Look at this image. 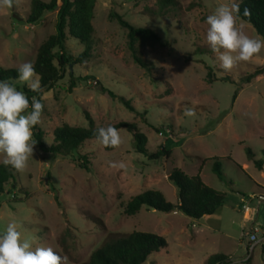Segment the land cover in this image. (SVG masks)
Masks as SVG:
<instances>
[{
	"label": "rangeland",
	"instance_id": "obj_1",
	"mask_svg": "<svg viewBox=\"0 0 264 264\" xmlns=\"http://www.w3.org/2000/svg\"><path fill=\"white\" fill-rule=\"evenodd\" d=\"M31 1L0 10L4 69L34 64L39 46L55 33L57 12L26 24ZM231 2L175 0L161 11L158 0H97L92 57L71 64L65 78L44 95V143H53V132L62 124L89 128L92 123L98 128L127 122L147 137L148 155L166 150L170 156L151 160L138 154L133 135L125 129L120 130L122 145L113 152L95 141L70 156L43 154L35 145L26 172L16 175L17 188L7 186L0 194V232L15 221L25 238L34 239V247H53L69 264L88 263L105 243L134 231L159 235L168 244L145 264H207L218 254L229 257L231 264H264L260 247L244 262L242 240L243 226L264 231V202L249 199L254 192L264 196V169L255 165L256 160L264 163V73L247 81L264 69V49L250 62L224 72L205 42L206 17ZM111 13L161 38L164 44L141 36L136 40V54L152 65L151 72L135 63L128 31L110 19ZM238 23L250 37L263 39L253 26L241 19ZM67 48L74 57L83 52L74 40L69 39ZM70 73L82 79L73 90ZM14 85L18 90L27 87L19 81ZM103 89L130 101L135 112ZM186 106L195 108V117L184 115ZM215 157L221 159L223 179L213 172ZM121 161L125 169L110 167V162ZM173 169L190 177L200 173L206 185L226 195L215 217L200 222L146 207L134 216L125 214L127 203L148 190L176 204L177 188L168 180ZM247 202L250 212L245 217Z\"/></svg>",
	"mask_w": 264,
	"mask_h": 264
},
{
	"label": "trees",
	"instance_id": "obj_2",
	"mask_svg": "<svg viewBox=\"0 0 264 264\" xmlns=\"http://www.w3.org/2000/svg\"><path fill=\"white\" fill-rule=\"evenodd\" d=\"M175 0H158L161 11L168 7ZM240 4V19L254 27L257 33L264 39V0H237ZM97 0H50L44 2L42 0H32L31 9L25 20L26 24L39 23L47 13L57 12V21L55 25V33L42 42L37 50L34 66L36 72L41 77V85L44 89L43 96L50 92L58 82L65 78L67 71L70 70L71 64H82L92 57L95 41L94 26L95 8ZM250 10V16H244V9ZM110 19L115 20L122 28L128 31V47L132 52L134 61L148 72L152 71V65L145 62L136 54V40L138 37L153 40L157 43L164 44L161 38L150 29L136 28L125 21L122 16L111 13ZM74 40L83 48V52L74 57L69 54L67 42ZM264 73V69L257 71L254 75L247 78L249 82L251 78ZM17 69H4L0 67V80H8L10 83L18 82ZM210 78V75H209ZM82 80L75 78L70 73V90H73L77 83ZM24 91L29 100L33 95L39 94L24 87ZM108 96L118 99L128 110L135 112L130 101L124 97H120L103 89ZM237 93L234 95V100ZM44 103V101L42 100ZM46 109L44 108L45 113ZM117 129H125L133 135L135 149L138 154L145 155L151 160H157L159 157L170 156V153L163 150L161 153L148 155L146 148L148 139L141 133L134 123L120 122L114 125ZM95 128L90 123L89 128L71 127L68 124H62L53 132V143L46 145L44 139L46 133L41 129L40 124L33 128L34 139L37 141L36 146L43 154H52L55 156H70L73 152L84 146L87 142L95 141ZM104 151L113 152L116 149L105 148ZM252 158V152L249 151ZM83 167L88 169V161L86 157L82 158ZM203 160L202 165L207 161ZM213 172L221 179L224 177L223 166L220 158H213ZM255 165L260 169H264V163L256 160ZM17 173L9 166L0 164V194L6 193V187L17 188ZM168 180L177 188V203L168 202L165 197L158 191L148 190L134 197L127 203L125 214L134 216L138 214L144 207L162 212L182 213L186 217L194 221H200L208 216L215 215L217 211L225 204L226 195L222 192L214 190L206 185L200 174L195 176H187L179 169H173L168 174ZM26 196L28 192L24 189ZM168 248L166 240L156 234L144 232H132L127 236L120 237L116 240L105 243L97 249L90 257L86 264H145L151 256ZM232 260L225 255H214L209 257L207 264H231Z\"/></svg>",
	"mask_w": 264,
	"mask_h": 264
},
{
	"label": "clouds",
	"instance_id": "obj_3",
	"mask_svg": "<svg viewBox=\"0 0 264 264\" xmlns=\"http://www.w3.org/2000/svg\"><path fill=\"white\" fill-rule=\"evenodd\" d=\"M21 0H0V10L12 9ZM250 10L244 9V16H250ZM240 20V4L232 0L230 4H220L212 14L206 17L205 42L209 46L219 67L224 72H231L239 64L250 62L264 49V39L247 35ZM18 71V81L26 84L30 91L39 94L28 95L10 83L0 80V156L4 166L11 167L23 175L28 168V161L33 157L37 141L33 128L41 123L45 105L44 89L41 77L32 62L22 63ZM30 109V111H29ZM184 115L195 117L194 107H185ZM97 142L105 147L116 149L122 143L119 129L109 124L98 127L94 133ZM114 169H125L121 162H110ZM21 225L15 221L7 223L0 232V264H69L66 255H61L53 247L35 246L34 239L25 238Z\"/></svg>",
	"mask_w": 264,
	"mask_h": 264
},
{
	"label": "built area",
	"instance_id": "obj_4",
	"mask_svg": "<svg viewBox=\"0 0 264 264\" xmlns=\"http://www.w3.org/2000/svg\"><path fill=\"white\" fill-rule=\"evenodd\" d=\"M250 200H257L258 205L264 202V196H252L249 198ZM249 202H247V206L244 207L243 212L249 213L250 209L248 207ZM242 240L245 242L246 254L244 258V262H248L254 255V252L257 248H264V231L259 228H250L244 229L242 233Z\"/></svg>",
	"mask_w": 264,
	"mask_h": 264
},
{
	"label": "crops",
	"instance_id": "obj_5",
	"mask_svg": "<svg viewBox=\"0 0 264 264\" xmlns=\"http://www.w3.org/2000/svg\"><path fill=\"white\" fill-rule=\"evenodd\" d=\"M200 171H201V169H200ZM200 174V173H199ZM256 185H257V187L258 188H260L261 186L260 185H258L257 183H256ZM264 190V189H263ZM256 193L257 192H254V194H252V195H256ZM216 215H212V216H208L209 218H212V217H215ZM248 216V213H246L245 214V217H247ZM208 217H206V218H208ZM206 218H203L202 220H200V222H204V220L206 219ZM195 227V225H193V228ZM244 229H246L244 226L242 227V230H244ZM243 233V232H242ZM262 253L264 254V248H262Z\"/></svg>",
	"mask_w": 264,
	"mask_h": 264
}]
</instances>
